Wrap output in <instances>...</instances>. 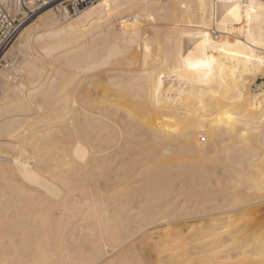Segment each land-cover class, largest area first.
Here are the masks:
<instances>
[{"label":"bare ground","instance_id":"bare-ground-1","mask_svg":"<svg viewBox=\"0 0 264 264\" xmlns=\"http://www.w3.org/2000/svg\"><path fill=\"white\" fill-rule=\"evenodd\" d=\"M159 1L100 0L63 21L45 13L37 19L47 30L31 35L33 20L18 34L32 25L22 45L44 43L19 51L23 65L6 76L16 82L0 96V264L160 263L161 247L145 244L137 256L131 248L170 228L160 216L170 197L160 188L170 190L174 167H191L170 163L173 151L198 154L191 164L200 176L198 158L226 141L248 162L232 178L250 181L242 208L258 228L235 240L236 219L228 234L193 240L208 259L192 261L191 246L177 263L264 264V90L249 88L264 76V0H168L164 12ZM128 31L133 69L116 61ZM205 178L191 187L198 212ZM218 220L185 232L196 236ZM170 250L164 257L176 260Z\"/></svg>","mask_w":264,"mask_h":264},{"label":"rangeland","instance_id":"rangeland-1","mask_svg":"<svg viewBox=\"0 0 264 264\" xmlns=\"http://www.w3.org/2000/svg\"><path fill=\"white\" fill-rule=\"evenodd\" d=\"M97 1H100V0H97ZM96 1V2H97ZM167 1L168 0H160L159 2H162V6L164 7V8H162V10H160L161 9V7H160V9L158 10V11H160V12H164L163 10H166V8L169 6V2L167 3ZM170 1V0H169ZM172 1V0H171ZM95 2V3H96ZM166 2V3H165ZM164 3V4H163ZM192 3V2H191ZM190 2H189V5H187V7H188V9H189V12H187V15H189L190 14V11H192L191 12V14L190 15H192L193 16V14L195 13V9H194V6H193V4H191ZM168 4V5H167ZM188 4V3H187ZM193 7H192V6ZM48 9H50V8H48ZM155 9H157V7L155 8ZM193 9V10H192ZM45 10H47V9H45ZM51 12H43V13H41V14H38V13H40V12H36L35 14H33L32 16H30V17H28L21 25H20V27L18 28V30H17V32H16V35H15V39H14V41L12 42V44H11V46H10V48H9V50H8V52H7V54H6V56H5V64L0 68V96L1 95H3L2 94V92L4 91V86L8 83V82H16V78L15 77H13V78H9V77H6L10 72L9 71H11L12 70V72H13V70L16 68L17 70H19L18 69V67H20V65H23L22 64V62H23V56H20L22 53L24 54V53H30L29 52V50H31V52H32V50L34 49H37L36 47H38V48H40L42 45H43V43L44 42H39V41H36L35 39L33 40V38L30 40L31 41V44H27V46H25V45H22V43L23 44H26V39L27 38H30L29 36H31V35H34V33L35 32H37V31H45V30H47V28H46V26L45 25H41L40 24V20H38L37 18L38 17H40L41 15H44L45 13H52V14H54L57 18H58V20L59 21H63L64 19L63 18H61L57 13H56V11L54 10V9H52V10H50ZM155 11L156 10H154V12H153V14L155 13ZM189 13V14H188ZM135 15H130V17H134ZM73 17V16H72ZM149 18H153V16H150V17H147V18H145L144 20H146V21H144V23H146L147 21H148V23H149ZM37 19V20H36ZM66 19V18H65ZM33 20H35V25H34V23H32V25L35 27H33L32 25L31 26H29L30 27V29H29V27H27V29H25V32H27L25 35H27V37L25 36V35H23V37L25 36L26 37V39H25V37L24 38H22V37H19V39L17 38L18 37V34H20L21 33V31L24 29V26L25 25H28L29 24V22L31 23ZM117 20H120V19H117ZM40 21V22H39ZM127 22H130V20H127ZM147 23V24H148ZM36 24L38 25V28H37V26H36ZM43 24V23H42ZM36 29V30H31V29ZM26 28V27H25ZM29 30H31V32H32V34H31V32H30V34H29V32L28 31ZM131 31H128L126 34H125V36L124 37H120L119 38V40H120V48H126L125 49V51H127V52H123L122 50V52L123 53H121V51H118L117 50V52L118 53H120L119 55L121 56H119V57H117V60L116 61H118V62H120L121 63V65L123 64L124 65V67H129V68H127V69H131L132 67H136L137 65L135 64V66H131L130 67V64L131 63H129L128 61H129V59H130V61H131V57H135L136 55L134 54V49L136 50V48H134L135 47V45H134V43H132L131 41H129V42H127L128 41V39H130V36H132V35H130L129 33H130ZM38 33V32H37ZM132 33V32H131ZM130 36H129V35ZM135 35V34H134ZM132 38V37H131ZM23 39H25V40H23ZM125 39V40H124ZM23 40V41H22ZM33 40V41H32ZM38 40V39H37ZM25 41V42H24ZM37 43H36V42ZM52 41V40H51ZM35 42V44H33L34 46H35V48H34V46H31L32 45V43H34ZM127 42V43H126ZM131 42V43H130ZM128 43H130V44H128ZM40 44V45H39ZM123 44H125V46L123 45ZM133 44V45H132ZM28 45H30L31 47H33L32 49H30L29 48V46ZM129 45H132L131 47L129 46ZM25 46V47H24ZM128 47V49H127V47ZM26 47H28V50H27V48ZM26 51V52H24V51ZM33 50V51H34ZM38 50V49H37ZM36 50V51H37ZM19 51H20V53L21 54H19ZM23 51V52H22ZM22 54V55H23ZM124 54V55H123ZM123 55V56H122ZM17 56H18V58H17ZM19 56L21 57V58H19ZM134 57L132 58V60L134 59ZM23 58V59H22ZM124 58H126V59H124ZM20 59L22 60V61H20ZM119 59V60H118ZM123 61H122V60ZM136 59V58H135ZM135 59H134V62H135ZM139 59H143L142 57H139ZM128 62V63H127ZM133 62V61H132ZM127 65V66H126ZM132 65V64H131ZM133 69V68H132ZM17 70H14V71H17ZM11 72V73H12ZM10 76V75H9ZM17 77V76H16ZM166 79V82H168V83H170V82H172L171 81V78H165ZM263 81V82H262ZM250 85H249V88H250V92H251V95L253 94V95H258L262 90H264V76H261V75H259V76H256V78H254V80L252 81V80H250ZM209 100V99H208ZM193 101V102H192ZM192 101H191V103H195L196 101L194 100V99H192ZM226 109V108H225ZM242 129L241 128H239L238 130H237V132L239 131H241ZM238 132V133H239ZM202 136H204L203 134L202 135H198L197 137H198V140H201V139H203L202 138ZM208 139H210V137L208 138ZM202 141V140H201ZM226 144H228V146L226 145ZM230 146V147H229ZM220 147V148H219ZM218 147V149H220V150H216V151H211L210 153H205V155L204 154H202V158H200V160H199V158H198V164H200V166L202 165V168H204V170H203V172L200 174V176L201 177H206L205 179H206V181L208 182V183H206V188H205V190H204V193H203V195H204V199H206V205L204 206V208H203V210L202 211H199L198 212V210L197 209H195L194 210V208H192V201H194V197H193V194L191 193V187H192V184H194L197 180H199V174H198V172H197V170L198 171H200V169L197 167H195V169H194V167L192 166V159H195L196 157H198L195 153H193V152H191V151H187V150H184V148H179V149H176V150H174L173 151V157L171 158V162L170 163H172L173 165L174 164H179V165H182V166H185V165H190L191 167H190V169H175V167L173 168V170L174 171H172L173 173L171 174V177L172 178H174L175 177V175H176V177L174 178V179H172L171 178V180H170V190L167 192H164V187H162L161 186V188H160V192H161V189H162V192L161 193H163V194H161V195H164L165 194V197H164V200L165 199H167L168 197H170V199L168 200V203L170 204H172V202H173V204H172V206H171V204L169 205H167V206H164L163 208H162V210L160 211L161 212V215L160 216H162V217H168V219L170 220V228L168 227L167 228V233H165L164 235L162 234V235H159L158 236V234H157V236L155 237L154 236V238H147L146 240L144 239V241L143 242H145V243H143V242H140L139 244H138V246L136 245V247H137V249L138 250H140V251H138L137 249H135V246H133L131 249H133V250H131V251H133V253H134V256H137L138 254H136L135 252L137 251V253H139V252H142L141 251V249H143L144 248V246L146 247V245L147 244H150V243H152L153 245H154V247L153 248H160V249H162L163 250V253L161 254V259L162 260H160V263H162V264H178L177 263V259H179V257L181 258L182 257V253H185L186 252V249H188L187 251H189V249H191L192 247L191 246H193L192 244H194L193 243V240L194 239H196V238H199V237H201V236H212V235H220V234H223L224 233V235L227 233H229L230 231H232L233 230V228H232V226H233V224H234V221L237 219V220H239V221H243V223L245 222V224H243V226H242V221L239 223L240 225H238L239 226V230L240 231H237L235 234H233V236H234V238H235V240H239V239H241L243 236H245V234L246 233H250L251 231L254 233L255 231H256V229L258 228V226L257 225H255V223L252 221V224H250L249 223V221H247L249 218L247 217L248 216V213L247 212H245V209H243V208H247V205L249 204L250 205V201H251V199H252V197L250 196V194L248 193L249 191L247 190L248 189V187L250 186V181H248V179L247 178H242V179H234V178H232L233 177V175L235 174V172H237V170H238V165H243V166H245V165H247L248 164V162H246L245 163V161L241 158V156H240V153H239V151L237 150L238 148H236V147H234L231 143H227V141L226 142H223V143H221V145ZM225 147V148H224ZM222 148V149H221ZM181 149V150H180ZM227 149V150H226ZM180 150V151H179ZM183 150V151H182ZM227 151V152H226ZM175 152V153H174ZM233 152V153H232ZM219 153V154H218ZM223 153V154H222ZM181 154V155H180ZM179 155V156H178ZM237 155V156H236ZM191 156V157H190ZM194 156V157H193ZM196 156V157H195ZM203 156H205V158L203 157ZM221 156V157H220ZM225 156V157H224ZM190 157V158H189ZM230 158L232 159V160H230ZM209 159H211V160H209ZM223 159V160H222ZM225 159L227 160V161H225ZM235 160H236V162H238V163H236L235 162ZM208 161H210V162H208ZM173 162H176V163H173ZM204 162V163H203ZM214 162L216 163L217 162V164H215L214 165ZM228 162V163H227ZM167 163V162H166ZM197 163V162H196ZM207 163H209V164H207ZM213 163V164H212ZM218 163H220V164H218ZM245 163V164H244ZM252 163V162H251ZM160 165H165V163L164 162H160ZM213 168H212V167ZM218 166V167H217ZM252 166H253V164H251V165H248V167H247V169H249V168H252ZM161 167V166H160ZM236 169H235V168ZM222 168H224L223 170H222ZM128 169H132L133 170V168H128ZM194 169V170H193ZM132 170H130V171H132ZM215 171V172H214ZM234 171V172H233ZM194 172H196L195 174H194ZM212 172V173H211ZM216 172H217V174H216ZM219 172H221L220 174H219ZM227 172V173H226ZM173 174H175L174 176H173ZM193 174V175H192ZM211 174H213V175H211ZM185 176H186V178H185ZM191 176V177H190ZM228 177V178H227ZM189 178V179H188ZM185 179H186V181H185ZM234 179V180H233ZM173 180V181H172ZM182 180V181H181ZM188 180V181H187ZM172 181V182H171ZM176 181V182H175ZM214 181V182H213ZM172 183V184H171ZM177 183V184H176ZM189 185H188V184ZM249 184V185H248ZM176 185H177V187H176ZM175 186V187H174ZM190 186V187H189ZM209 186V187H208ZM172 187V188H171ZM188 187V188H187ZM175 188V189H174ZM178 189V190H177ZM181 189V190H180ZM194 189V188H193ZM207 189V190H206ZM213 192V193H212ZM167 193H169V194H167ZM172 193V194H171ZM171 195V196H170ZM172 195H173V197H172ZM176 195H177V197H176ZM184 195V196H183ZM188 196V198H187V196ZM190 195L192 196V200H190ZM225 195V196H224ZM208 196V197H207ZM217 196V197H216ZM242 197V198H241ZM174 199V201L172 200V199ZM210 198V199H209ZM223 198V199H222ZM228 198V199H227ZM251 198V199H250ZM218 199V200H217ZM222 199V200H221ZM163 201V200H162ZM176 201V202H175ZM182 201V202H181ZM192 202V203H190V202ZM253 201V200H252ZM164 202V201H163ZM248 202V203H247ZM181 203V204H180ZM189 203V204H188ZM185 204V205H184ZM190 204H191V206H190ZM182 205H183V207H182ZM188 205V206H187ZM170 206V207H169ZM179 206L181 207V208H179ZM213 206V207H212ZM244 206H246V207H244ZM253 206V205H252ZM238 207V208H237ZM240 207V208H239ZM243 207V208H242ZM167 208V209H166ZM219 208V209H218ZM237 208V209H236ZM241 208L243 209V210H241ZM169 209H170V211H169ZM183 209V210H182ZM188 209V210H187ZM191 209V210H190ZM205 209V210H204ZM233 209H235V210H233ZM239 209V210H238ZM229 210V211H228ZM197 211V212H196ZM226 211V212H225ZM229 212V215H228V212ZM235 211H237L238 213H236ZM196 212V213H195ZM212 212V213H211ZM234 212L236 213V214H234ZM179 213V214H178ZM186 213V214H185ZM195 213V214H194ZM224 213V214H223ZM231 213H232V215H231ZM204 216H203V215ZM213 214V215H212ZM216 214V215H215ZM198 215V216H197ZM207 215H208V217H207ZM211 215V216H210ZM221 215V216H220ZM234 215H236L235 216V218L233 217ZM210 216V217H209ZM216 216V218H219V219H221V220H218L217 221V224H215L214 223V225H212L211 227H213V228H207V226H206V228L205 229H203V231H201V234H196V236H195V234L193 235V234H189L188 235V232L190 231L189 229H191V226H194V225H196V226H199L200 227V223L201 222H205V221H207V220H209L210 218H213V217H215ZM232 216V217H231ZM192 219H191V218ZM194 217V218H193ZM203 217V218H202ZM172 218V219H171ZM206 218V219H205ZM208 218V219H207ZM222 218H225V220L223 219L222 220ZM201 219V220H200ZM202 219H203V221H202ZM245 219V220H244ZM186 220V221H185ZM219 221H220V223H219ZM227 221V222H226ZM196 222V223H195ZM191 223H193V224H191ZM195 223V224H194ZM191 224V225H190ZM231 225V226H230ZM187 226V227H186ZM228 228H227V227ZM238 226H236V227H238ZM255 226H256V228H255ZM215 227V228H214ZM188 228V229H187ZM255 228V229H254ZM168 229H170L169 231H168ZM181 229V230H180ZM227 229H228V231H227ZM185 230H188V232L186 231L185 232ZM181 231V232H180ZM184 233H183V232ZM249 231V232H248ZM221 232V233H220ZM183 233V234H182ZM204 235H203V234ZM182 234V235H181ZM184 234H187V236L186 235H184ZM169 235V236H168ZM186 236V238L185 237H181V236ZM197 235H200V236H197ZM161 237V238H160ZM176 237V238H175ZM164 238V239H163ZM184 238V239H183ZM176 240V241H175ZM155 242V243H154ZM175 242V243H174ZM141 243H143V244H141ZM189 243V244H188ZM146 244V245H145ZM151 244V245H152ZM180 244V245H179ZM142 245H143V247H142ZM152 245V246H153ZM166 245V246H165ZM148 246V245H147ZM178 246V247H177ZM173 247V248H172ZM177 247V248H176ZM188 247V248H187ZM147 248V247H146ZM169 248H171L172 250H170L171 252L170 253H172V252H174V256L176 255V256H178L177 258H176V260L174 259V260H171V261H169V260H166V258L164 257L165 255H163L164 254V251L167 249H169ZM148 249H149V246H148ZM134 250H136V251H134ZM166 250V251H167ZM181 250V251H180ZM155 251V250H154ZM154 251H153V253L152 254H154ZM161 251V250H160ZM165 251V252H166ZM193 251H195L196 252V250L194 249V246H193ZM156 252V251H155ZM192 253V249L188 252V257H190V255H191V257H192V259L191 258H189L190 259V261L192 260V261H194L195 260V263H196V260H199L200 261V259L201 260H206V259H208V257L207 258H205L204 256H202V255H200L201 253H199V254H197L198 252H194V253H192V254H189V253ZM203 253V252H202ZM182 254V255H181ZM196 254V255H195ZM187 255V254H186ZM132 255H129V257H130V259L131 258H133V256L131 257ZM185 256V255H184ZM183 256V257H184ZM200 256V257H199ZM183 257L181 258V259H183ZM200 258V259H199ZM203 258H205V259H203ZM181 259H179V260H181ZM189 259L187 258V260L189 261ZM131 260H133V259H131ZM215 260V259H214ZM169 261V262H168ZM175 261H176V263H175ZM199 261H197V262H199ZM219 261V260H218ZM138 261H135V263H137ZM159 262L157 263V264H160ZM220 262H218V263H215V264H219ZM37 264V263H36ZM39 264H42V263H39ZM138 264H140V263H138ZM147 264V263H146ZM181 264V263H180ZM214 264V263H213Z\"/></svg>","mask_w":264,"mask_h":264},{"label":"built area","instance_id":"built-area-1","mask_svg":"<svg viewBox=\"0 0 264 264\" xmlns=\"http://www.w3.org/2000/svg\"><path fill=\"white\" fill-rule=\"evenodd\" d=\"M97 0H0V68L20 25L30 16L50 5L63 19L75 15L82 6ZM263 82V81H262Z\"/></svg>","mask_w":264,"mask_h":264}]
</instances>
